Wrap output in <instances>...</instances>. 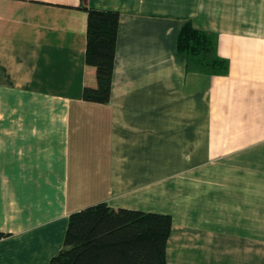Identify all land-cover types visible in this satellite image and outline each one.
<instances>
[{"label":"crops","instance_id":"crops-1","mask_svg":"<svg viewBox=\"0 0 264 264\" xmlns=\"http://www.w3.org/2000/svg\"><path fill=\"white\" fill-rule=\"evenodd\" d=\"M83 7L120 13L106 103ZM187 19L226 72L178 54ZM101 202L170 215L167 264H264V0H0V264Z\"/></svg>","mask_w":264,"mask_h":264},{"label":"trees","instance_id":"trees-1","mask_svg":"<svg viewBox=\"0 0 264 264\" xmlns=\"http://www.w3.org/2000/svg\"><path fill=\"white\" fill-rule=\"evenodd\" d=\"M87 12L85 61L95 68L96 84L85 86L86 102L110 99L120 13L83 7ZM176 49L218 73L226 72V60L207 55L213 51L209 33L183 20L178 28ZM172 228L168 214L97 203L69 215L63 247L48 264H167L166 247ZM6 234L0 231V240Z\"/></svg>","mask_w":264,"mask_h":264},{"label":"rangeland","instance_id":"rangeland-1","mask_svg":"<svg viewBox=\"0 0 264 264\" xmlns=\"http://www.w3.org/2000/svg\"><path fill=\"white\" fill-rule=\"evenodd\" d=\"M203 31H205V30H203ZM207 33H209L210 34V36H211V38H212V35H211V33L210 32H208V31H206ZM179 54V53H178ZM181 55V54H180ZM184 56V55H183ZM213 57H216V55H215V53H214V48H213V51L211 52V54L210 55H207V61H209V60H211ZM205 65V64H204ZM204 65H202V67L203 68H205L207 71L208 70H210V71H212L210 68H209V66L208 67H206V66H204ZM213 72V71H212Z\"/></svg>","mask_w":264,"mask_h":264}]
</instances>
